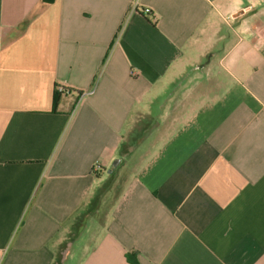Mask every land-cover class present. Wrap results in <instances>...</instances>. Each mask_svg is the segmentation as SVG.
Listing matches in <instances>:
<instances>
[{
    "label": "crops",
    "instance_id": "crops-1",
    "mask_svg": "<svg viewBox=\"0 0 264 264\" xmlns=\"http://www.w3.org/2000/svg\"><path fill=\"white\" fill-rule=\"evenodd\" d=\"M0 264H264V0H0Z\"/></svg>",
    "mask_w": 264,
    "mask_h": 264
},
{
    "label": "trees",
    "instance_id": "trees-1",
    "mask_svg": "<svg viewBox=\"0 0 264 264\" xmlns=\"http://www.w3.org/2000/svg\"><path fill=\"white\" fill-rule=\"evenodd\" d=\"M43 2L46 3V4H50V3L53 2V0H43ZM148 15H151V13H148ZM59 87L60 86H56V90H55V93H54V109L58 106L59 100L62 97V95L65 94V93L71 92L70 89H66V88H63V92H59V90H58ZM82 94H83V92H79L78 96L80 97Z\"/></svg>",
    "mask_w": 264,
    "mask_h": 264
},
{
    "label": "built area",
    "instance_id": "built-area-1",
    "mask_svg": "<svg viewBox=\"0 0 264 264\" xmlns=\"http://www.w3.org/2000/svg\"><path fill=\"white\" fill-rule=\"evenodd\" d=\"M146 13H150V11H145ZM59 92H63V87H59ZM86 93H83L80 97L84 96ZM88 94V93H87ZM100 170L99 166L94 167V172H98Z\"/></svg>",
    "mask_w": 264,
    "mask_h": 264
},
{
    "label": "water",
    "instance_id": "water-1",
    "mask_svg": "<svg viewBox=\"0 0 264 264\" xmlns=\"http://www.w3.org/2000/svg\"><path fill=\"white\" fill-rule=\"evenodd\" d=\"M114 166L116 167V164Z\"/></svg>",
    "mask_w": 264,
    "mask_h": 264
}]
</instances>
